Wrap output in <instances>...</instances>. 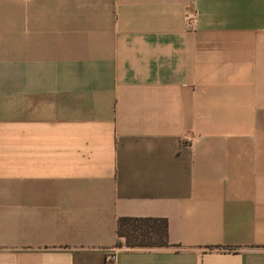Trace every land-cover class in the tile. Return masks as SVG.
Segmentation results:
<instances>
[{
    "label": "crops",
    "instance_id": "obj_1",
    "mask_svg": "<svg viewBox=\"0 0 264 264\" xmlns=\"http://www.w3.org/2000/svg\"><path fill=\"white\" fill-rule=\"evenodd\" d=\"M0 264H264V0H0Z\"/></svg>",
    "mask_w": 264,
    "mask_h": 264
},
{
    "label": "trees",
    "instance_id": "obj_2",
    "mask_svg": "<svg viewBox=\"0 0 264 264\" xmlns=\"http://www.w3.org/2000/svg\"><path fill=\"white\" fill-rule=\"evenodd\" d=\"M116 234L130 248H159L169 245L166 218L121 216L117 219ZM117 244L120 245L121 241L118 240Z\"/></svg>",
    "mask_w": 264,
    "mask_h": 264
},
{
    "label": "built area",
    "instance_id": "obj_3",
    "mask_svg": "<svg viewBox=\"0 0 264 264\" xmlns=\"http://www.w3.org/2000/svg\"><path fill=\"white\" fill-rule=\"evenodd\" d=\"M115 256H116V251H112V252H110V253L108 254V258H109V259H114Z\"/></svg>",
    "mask_w": 264,
    "mask_h": 264
}]
</instances>
